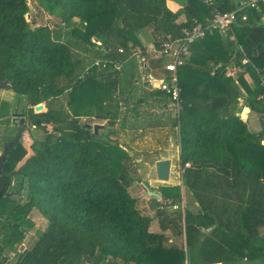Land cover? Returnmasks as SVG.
<instances>
[{
    "label": "trees",
    "instance_id": "obj_1",
    "mask_svg": "<svg viewBox=\"0 0 264 264\" xmlns=\"http://www.w3.org/2000/svg\"><path fill=\"white\" fill-rule=\"evenodd\" d=\"M39 1L51 13L57 12L58 27H32L26 18L27 0H0V81L13 82V91L28 100L32 125L45 136L35 156L19 169L12 163L24 157L22 145L10 150L4 163L0 264L7 260L5 253L16 251L23 242L33 225L27 217L33 210L46 220V229L37 233L36 243L14 264H252L259 259L264 263V237H260L264 146L260 135L237 115L238 87L224 78L233 54L221 57L217 44L209 42L211 35L191 46L193 60L177 74L182 111L171 130L180 147L183 185L199 210L165 216L160 227L181 236L182 248L167 246L164 233L151 232L153 217L139 210L129 192L134 179L128 154L121 150L122 155L114 156L99 143L91 145L88 139L96 137L91 134L94 129L78 125V108L87 105L96 120L121 119L118 133L128 131L122 107L139 117L137 109L146 99L129 104L139 76L131 54L142 46L139 34L146 29L153 30L160 48L168 37L176 40L186 30L207 25L216 13L237 12L239 20L232 27L248 32L239 40L241 53L256 61L255 56L264 55V3L251 9L240 3L243 0H214L211 5L205 0ZM171 3L178 8H170ZM69 34L76 37L74 42L67 39ZM97 60L107 61L108 67L97 68ZM66 93L68 104L79 106L67 126L75 127L72 134L59 129L63 120L52 109L33 111L44 100ZM154 95L166 108L169 95L163 91ZM1 105L6 110L7 105ZM56 130L64 136L54 137ZM16 196L25 197L26 204ZM161 196L174 204L181 198L177 186L163 188ZM163 214L159 211L156 217Z\"/></svg>",
    "mask_w": 264,
    "mask_h": 264
},
{
    "label": "rangeland",
    "instance_id": "obj_2",
    "mask_svg": "<svg viewBox=\"0 0 264 264\" xmlns=\"http://www.w3.org/2000/svg\"><path fill=\"white\" fill-rule=\"evenodd\" d=\"M27 1L29 5V14L26 18L27 21L31 23L32 27L49 26L50 28L54 29V27L59 26L58 24L60 23V17L57 15V12L51 13L39 0ZM171 5L174 4L171 3ZM176 8H178V6H176ZM63 26L64 24H62V27ZM66 31L69 33V30ZM146 31V34H142V32L139 34V39L142 46L134 48L142 49V56L137 58L133 55V52L131 54L132 57H134L137 61L139 76L136 79V84L132 88L133 92L129 95V104L134 106L135 102L142 98H145L146 102L139 105L137 109L140 113L139 117L134 116L133 112L126 113L127 107H122L121 111L126 115V129L128 131L123 133L117 132L121 127V119L116 122L96 120L92 116L93 109L91 105H87L84 109L83 107L80 108L77 104L70 106L68 104V93L58 98L44 100V102L40 104L44 105L45 107L42 113L47 112L48 109H52L57 113V117L63 120V123L58 125V127L60 130L66 131V133L72 134L76 130L74 129L75 127L69 128L67 126L69 122L73 121L75 117L73 110L77 107H79L78 110L80 113L78 125H89L92 127V130L94 129L95 125L102 127L99 129L97 135L95 130L91 132V134L94 133L96 137L89 138V143L91 145H95V143L103 145L104 152L112 155L114 154V156L122 155L123 152L121 150L128 154L130 159L128 164L131 166V173H133L134 179L133 185L130 187L129 192L132 197L137 199L139 210L144 215L153 217L155 221L154 227L156 226V229L159 228L161 233L168 232L167 238L169 241L173 239L172 234L175 235L173 239L174 244L176 243L177 247L182 248L184 239L181 236H177L173 229L163 232L160 227V220L164 219L165 216L173 217L175 212L184 213L187 208H192V204L194 203V199L189 194L187 188H185L183 185L182 170L178 167L179 144L176 135L172 133L171 130L175 119L179 117V113L182 111V100L180 99L179 107H171V101H168L166 108L162 107L158 103L159 98L154 95L155 92L150 91H154L155 89L159 88L158 85L160 82H155L157 84L152 85L150 90L146 88L148 86L142 85L140 74L142 72L143 65L139 63V60L147 62L150 59L149 54L146 52L149 51V49L147 50L149 42L152 44L154 38H152V29L149 28L146 29ZM67 39L73 40L74 42L76 37L69 34ZM130 45L132 46V44ZM225 72L228 76L233 74L232 71L230 72L225 70ZM120 78L125 79L126 75L122 74ZM157 78L159 79V77ZM203 87L204 85L200 84L199 89L202 90ZM0 101L1 104L5 103L7 105L6 110H4L0 104V155H2L6 144L13 142L18 136L19 126H15L13 124V117L16 114L25 115L26 122L29 123L31 112L30 109L32 106H29L28 100L25 97L19 96L13 90H1ZM35 107H33V111L36 114ZM31 125L32 124H30L22 134L20 145L24 147L25 152L24 157H21V161L19 163H12V167H15V169H19L31 156H35V148H39V144L45 139L44 133ZM60 130H56L54 132V137L61 138L64 136V133ZM111 147L119 149H112ZM168 159L173 162V173L169 182H161L157 177L156 164L158 161ZM172 185L177 186L180 192L181 198L176 204H174L171 200L163 198L162 196L161 198L157 199L149 194V192H152L161 195L163 188L174 187ZM12 189L13 188H11V191ZM25 192L26 187L24 188V193ZM16 200L20 201L22 204H26L27 202L26 198L23 196H16ZM159 211H162L164 214L161 217H156V214ZM27 217L28 219H31L29 220L33 224L32 227L28 229L27 233L30 235L29 239L27 240L28 248L30 250L37 241V233L39 231L42 232L45 230L47 222L35 210H33ZM157 222L159 223V227L156 225ZM260 237H264V230L261 232ZM174 244L170 242L166 243V245L169 247L175 246ZM244 264H248V262H245ZM252 264L264 263L261 259H259V262H254Z\"/></svg>",
    "mask_w": 264,
    "mask_h": 264
},
{
    "label": "crops",
    "instance_id": "obj_3",
    "mask_svg": "<svg viewBox=\"0 0 264 264\" xmlns=\"http://www.w3.org/2000/svg\"><path fill=\"white\" fill-rule=\"evenodd\" d=\"M240 3L242 5H245V0L241 1ZM242 22H240L236 27L240 29L243 26ZM146 32L147 31L144 30L142 34H146ZM247 33H248L247 31L236 32L235 28L231 27L227 32L220 33L218 34V36L216 35V37L214 34H213L214 36L211 35L212 37L209 40V42H213L214 44H217L218 54L222 52L220 55L221 57H225V56L229 57L233 54L232 60L227 64V66H225L224 69V72L225 70H228L230 72L232 71L233 74L231 76H228L225 73L224 78H229L230 80L228 82L231 84H235L238 87L240 93V98H239L240 104L238 107L239 111L237 115L240 116L245 121L251 132L260 135V138L262 140V145L264 146V85H263L264 55L259 57L255 56L256 61H253L250 58H247V56L242 54L244 50L242 49V47H240L241 44H239V40L242 38V36L246 35ZM153 37L154 36L152 34V38ZM263 41H264V36H263ZM154 42L155 41L153 38V42L152 44L151 42H149L147 50L148 49L150 50L152 48V46L155 44ZM146 53L149 54L150 57V59L147 62H145L146 65L145 68H147L146 71L150 76L154 78L155 82L158 81L161 84V82L168 77V73L165 71V66L170 61V59L168 57L153 58V55L150 54L149 51ZM242 55L243 57H241ZM193 57L194 55L191 53L190 57L187 59V66L189 65V63H191V59L193 60ZM211 66L214 67V69L218 67L212 63ZM192 68L197 69V67L195 66H192ZM118 70H120V66ZM157 77H159V79ZM160 84L158 85V87H160ZM223 86L226 87L225 84H223ZM146 88L149 90L151 89L150 87H146ZM150 91L157 92L160 91V89L157 88L154 91L153 90ZM179 159H180V147H179ZM172 166H173V162H172ZM198 210H199L198 205L194 201V203L192 204V208H187L185 211H191L193 213H197ZM154 223L155 221L153 220L151 224V232L161 233V230H159V228L156 229V226L154 227ZM156 225L159 227L158 222L156 223ZM27 233H28V229L23 242L16 246V251L11 252L10 254L5 253L4 257L7 259L5 264H14L18 260V257L20 255H23L29 250L27 240L29 239L30 235H28ZM164 235H166L167 237L168 232L164 233ZM172 236L174 239L175 235L172 234ZM173 239L169 241L172 244H174ZM174 245L177 246L176 243ZM257 262H259V260ZM117 264L120 263L118 262Z\"/></svg>",
    "mask_w": 264,
    "mask_h": 264
},
{
    "label": "built area",
    "instance_id": "obj_4",
    "mask_svg": "<svg viewBox=\"0 0 264 264\" xmlns=\"http://www.w3.org/2000/svg\"><path fill=\"white\" fill-rule=\"evenodd\" d=\"M205 2L211 5L214 0H205ZM261 3H264V0H245V5L251 9H258ZM238 20L239 17L237 15V12L225 14L216 13L214 19L207 25L200 24L192 30H186L183 36L176 40H172L170 37H168L165 41L162 42L160 48H158L155 44L152 46L149 52L154 56V58L168 57L170 59V61L165 66V71L168 73V77L161 82L159 89L160 91H163L167 95H169V102L171 101L170 106L172 105L171 107L180 106L181 89L178 85L177 74L179 69L183 68L186 65L187 59L191 54V46L195 42L207 38L208 34L212 35L215 32H227ZM246 20V16H243L241 18V21ZM119 52L122 54L124 53V50L120 49ZM142 54V49L133 50V55L137 58H140ZM145 62L146 61L139 60V63L143 65L142 72L140 74L141 83L144 86L151 87L155 84V80L145 71ZM94 65L97 68L106 69L109 64L107 61L97 60L95 61ZM119 66L120 65H117L116 69H119ZM231 75L232 74H230V76ZM12 186H14V183L12 184Z\"/></svg>",
    "mask_w": 264,
    "mask_h": 264
},
{
    "label": "water",
    "instance_id": "obj_5",
    "mask_svg": "<svg viewBox=\"0 0 264 264\" xmlns=\"http://www.w3.org/2000/svg\"><path fill=\"white\" fill-rule=\"evenodd\" d=\"M147 70V68H146ZM14 87V83L13 82H9L8 80L6 81H0V91L1 90H13ZM44 105L40 104L38 106L35 107V112L36 114L42 113L44 110ZM13 124L15 126H21V128L19 129L18 132V136L15 138V140L13 142H10L8 144H6L5 149L2 153V155H0V175L1 173H5V167H4V163L8 157L9 151L13 150L15 148H17L20 143H21V139H22V134L23 132L29 127V123L26 122V118L21 115V116H14L13 117ZM102 128L99 125H95L94 126V130L96 135L98 134L99 129ZM156 172H157V177L158 180L161 182H169L171 179V175L173 173V166H172V161L171 160H161L158 161L156 164ZM150 195H152L153 197L159 199L161 198V195L156 194V193H152L149 192ZM4 195V186H0V200ZM9 197H12V194H9Z\"/></svg>",
    "mask_w": 264,
    "mask_h": 264
},
{
    "label": "flooded vegetation",
    "instance_id": "obj_6",
    "mask_svg": "<svg viewBox=\"0 0 264 264\" xmlns=\"http://www.w3.org/2000/svg\"><path fill=\"white\" fill-rule=\"evenodd\" d=\"M15 116H21V115L16 114ZM23 116L25 117V115H23ZM25 118H26V117H25ZM29 123L32 124L31 120H29ZM30 124H29V125H30ZM31 126H33V125H31ZM20 128H21V126H19V129H20ZM0 176H1V175H0Z\"/></svg>",
    "mask_w": 264,
    "mask_h": 264
},
{
    "label": "clouds",
    "instance_id": "obj_7",
    "mask_svg": "<svg viewBox=\"0 0 264 264\" xmlns=\"http://www.w3.org/2000/svg\"><path fill=\"white\" fill-rule=\"evenodd\" d=\"M170 8H172L173 10H175L176 6L175 5H169Z\"/></svg>",
    "mask_w": 264,
    "mask_h": 264
}]
</instances>
